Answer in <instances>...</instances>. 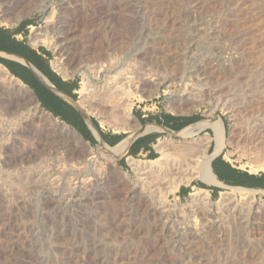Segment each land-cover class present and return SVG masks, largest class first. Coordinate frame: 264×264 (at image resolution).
Returning <instances> with one entry per match:
<instances>
[{"label": "rangeland", "instance_id": "374dc122", "mask_svg": "<svg viewBox=\"0 0 264 264\" xmlns=\"http://www.w3.org/2000/svg\"><path fill=\"white\" fill-rule=\"evenodd\" d=\"M2 1L4 17L44 18L42 44L55 51L59 67L93 79L96 92L85 98L89 103L77 102L87 115L115 119L123 97L159 101L174 113L213 112L216 119L231 120L226 106H234L240 126L258 127L249 140L264 142V0ZM127 71L159 77L162 90L165 80L173 87L158 98L142 99L134 89L122 96L112 86ZM191 76L201 79L195 87L206 89L202 100L189 97L190 86L180 95V84L190 83ZM156 82L144 81L142 88L152 90ZM11 88L8 81L0 85V264H264V209L241 229L238 210L233 216L181 210L175 201L183 185L176 187L175 176L152 175V187L134 167L123 170L110 160L107 148L91 146L77 131L62 132L35 114L26 93L21 103ZM189 138L161 144L172 164L194 167L206 152L209 143ZM249 145L242 149L244 164L258 172L264 168V144ZM200 180L193 179L192 192ZM146 186L149 192L142 190ZM225 193L237 197L236 209L248 197L264 204L255 193ZM187 194L185 187L181 197ZM222 218L231 225L227 222L225 233L211 230L212 221ZM194 221L203 227L202 236L182 229L185 234L177 237L186 227L182 223Z\"/></svg>", "mask_w": 264, "mask_h": 264}, {"label": "crops", "instance_id": "0c3cea01", "mask_svg": "<svg viewBox=\"0 0 264 264\" xmlns=\"http://www.w3.org/2000/svg\"><path fill=\"white\" fill-rule=\"evenodd\" d=\"M5 7L0 11V67L9 76L7 81L16 93L17 101L23 103L26 93L30 109L38 107L41 111L39 114L33 110L35 114L45 118L51 115L69 126L61 117H55L45 108L58 101L61 114L69 115L68 121L80 130L81 134L77 132L81 137L91 146L107 148L119 166L127 171L133 167L131 160H157L160 157L159 148L164 142L190 137L203 145L209 139L206 153L210 157L214 182L207 184L202 179L200 182L209 187L207 191L212 199H219L227 190L233 189L234 192L255 193L257 199L264 201V168L253 172L248 162L244 164L243 156L226 146L227 141L217 151L216 134L210 124H217L223 129L226 139L229 133L227 122L222 126L215 119L209 122V117L204 113H174L164 109L159 101H137L134 97H123L121 106L115 108V119L101 121L87 115L77 105L78 100H83L79 91L84 77L59 68L54 50L45 44H35L30 39L32 28L42 25L41 18L4 17ZM18 83L24 88L19 87ZM57 84L74 86L73 93L78 95V100L58 90ZM85 102L89 103L88 100ZM128 103H133L131 117L126 116ZM185 187L188 189L185 197L192 192V186L183 185L177 192L180 199H183L181 193Z\"/></svg>", "mask_w": 264, "mask_h": 264}, {"label": "bare ground", "instance_id": "6f19581e", "mask_svg": "<svg viewBox=\"0 0 264 264\" xmlns=\"http://www.w3.org/2000/svg\"><path fill=\"white\" fill-rule=\"evenodd\" d=\"M246 3V2H245ZM253 3V1H252ZM259 3V2H258ZM233 4V3H231ZM254 4V3H253ZM63 5V4H62ZM262 5V4H261ZM242 6V5H241ZM247 6V5H246ZM5 7L4 3L2 2V0H0V11H2L1 9ZM237 7V6H236ZM245 8V7H244ZM247 8V7H246ZM184 9V8H182ZM251 9V8H250ZM60 10H62V8H60ZM245 10V9H244ZM248 11V10H247ZM260 10H258L259 12ZM229 12V10H228ZM252 12V11H251ZM250 12V13H251ZM255 12V11H254ZM261 12V11H260ZM238 13V12H237ZM245 14V13H244ZM248 14V13H247ZM253 14V13H252ZM262 14V13H261ZM220 16V15H219ZM224 16V15H223ZM243 17V16H242ZM245 19V17H244ZM247 19V18H246ZM241 21V20H240ZM259 21V20H258ZM261 22V21H260ZM94 24V23H93ZM253 24V23H252ZM251 25V24H250ZM254 26V25H253ZM171 28V27H170ZM176 28V27H175ZM180 28V27H179ZM183 28V27H182ZM246 28V27H245ZM255 28V27H253ZM190 29V28H189ZM240 30V29H239ZM262 30V29H261ZM264 32V31H263ZM253 35V33H252ZM261 35V34H260ZM45 36V33H39L38 37H36V40H34L35 42H40V43H43L45 41V38H43ZM252 40V39H251ZM244 41V40H243ZM252 42V41H251ZM216 43V42H215ZM255 44V43H254ZM250 46V45H249ZM258 46V45H257ZM261 47V46H260ZM175 48V47H174ZM247 48V47H246ZM249 48V47H248ZM256 47H254V50H255ZM243 49V48H242ZM245 49V48H244ZM253 49V48H251ZM250 51V50H249ZM168 52V51H167ZM167 54V53H166ZM179 54V53H178ZM261 54V53H260ZM248 55V54H247ZM262 55V54H261ZM177 56V55H176ZM181 56V55H180ZM263 58L261 59H264V56H262ZM229 58V57H228ZM239 58V57H238ZM220 60V59H219ZM226 60V59H225ZM231 60V59H230ZM247 60V59H246ZM249 60V59H248ZM251 60V59H250ZM256 61V60H255ZM260 61V60H259ZM220 62H222L220 60ZM226 62V61H225ZM257 62V61H256ZM61 62H59L60 64ZM176 66V65H175ZM60 68V67H59ZM175 68V67H174ZM246 70V69H245ZM96 73H99V71H96ZM134 73V72H133ZM132 73V74H133ZM130 72L127 71L126 73L123 74L122 77L118 78V80L114 83V85L112 86V88H114L115 90V93H118L122 96H127V93L129 91V89H134V92L136 94H139L142 99H145V98H151V97H154L156 94L159 93L160 91V84H161V80L160 78H151V77H147V75H144L142 76L141 74H135V76H129ZM203 74V73H202ZM230 76V75H229ZM228 76V77H229ZM83 77H84V82H83V85H82V88L80 89V94L82 96L83 99L87 98L89 95L91 96V93L93 91L96 92V90H94L95 88H93V85H91V83L89 82V78L86 74L83 73ZM220 77V76H219ZM9 76H7V73L5 72V70L3 68L0 67V85H2L3 83L5 84V82L8 80ZM11 80V79H10ZM147 80H150V81H157L153 86H154V89L152 90H149V89H143L142 86L144 83V81H147ZM200 80L201 79H198V76L197 77H193L191 76V78H189V81L190 83H181L180 86L182 87V90H181V96H184V93L186 91H188V88L187 86H190L191 88V91H189V97L191 99H198V98H201L199 95H198V89L197 88H194L196 85H198L200 83ZM224 81V80H223ZM12 82V81H11ZM180 82V81H179ZM262 82V81H261ZM165 83H166V91H169L170 87L172 86V83L169 81V80H165ZM17 84V82H16ZM205 83H203L204 85ZM147 85V84H146ZM195 85V86H194ZM207 85V83H206ZM223 85V84H222ZM225 85V84H224ZM245 85V84H244ZM253 85V84H252ZM255 85V84H254ZM18 86L21 87L22 89L24 88L20 83H18ZM111 86V84H110ZM246 86V85H245ZM205 87V86H204ZM264 87V86H263ZM107 88V87H106ZM208 88V86H207ZM211 88V87H210ZM253 88V87H252ZM100 89V88H98ZM212 89V88H211ZM103 90V89H102ZM105 90H108V89H105ZM227 90V89H226ZM225 90V91H226ZM249 90V89H248ZM254 90V88H253ZM257 90V89H256ZM25 91V90H24ZM196 91V92H195ZM210 91V90H208ZM251 91V89H250ZM249 93H253V92H250ZM27 92V90H26ZM113 92V91H112ZM114 93V92H113ZM187 93V92H186ZM228 93V92H226ZM105 94V93H104ZM221 94V93H220ZM254 94H255V91H254ZM254 94H250L249 97H253ZM257 94V92H256ZM95 95V94H94ZM93 95V97H94ZM111 95V93H110ZM116 95V94H115ZM186 95V94H185ZM213 95V94H212ZM223 95V94H222ZM226 95V94H225ZM241 95V94H240ZM247 95V94H246ZM259 95V94H258ZM80 96V95H79ZM233 96V95H232ZM231 96V97H232ZM236 96V95H235ZM243 96H245L243 94ZM248 96V95H247ZM222 97V96H221ZM225 97V96H224ZM248 97V98H249ZM117 98V97H115ZM124 98H127V97H124ZM255 98V97H253ZM92 99V98H91ZM90 99V100H91ZM230 99V98H228ZM262 99V98H261ZM119 100V99H118ZM123 100V98H122ZM207 100V99H206ZM86 101V99H85ZM83 100V102H85ZM210 101V100H209ZM234 101V100H233ZM247 101V100H246ZM251 101V100H250ZM254 101V100H253ZM82 101H80L81 103ZM120 102V101H119ZM261 102V101H260ZM95 103V102H94ZM125 103V102H124ZM127 103V102H126ZM187 103V102H186ZM229 103V102H227ZM226 103V105H227ZM252 103V102H251ZM185 104V103H184ZM259 104V103H257ZM230 105V104H229ZM246 105V104H244ZM248 105V104H247ZM85 106V104H84ZM133 106V103H128L127 104V115L126 116H129L131 117V114H130V110H131V107ZM233 106V105H232ZM95 107V106H94ZM226 112L227 114H230V117H231V121H232V124H233V128H232V135L233 137H236L237 135H239L236 131L237 129L239 128V120H237L238 116L240 115V111L238 109H233L232 107H229V106H226ZM89 108V107H88ZM113 108V107H112ZM111 108V109H112ZM35 110L36 113H41V111L39 110V108L37 107L36 109H33ZM39 110V111H38ZM94 110V109H93ZM110 112V111H109ZM257 113V112H256ZM45 116V114H44ZM210 116H214V113L211 112L210 113ZM47 118V116H46ZM45 118V119H46ZM219 121L220 124L223 123V120L218 117L217 118ZM215 118V120H217ZM242 119V118H241ZM253 119V118H252ZM47 120V119H46ZM48 120L49 122H52V124H54V126L56 128H58L60 131L62 132H69V133H73L76 134V130H74L73 128H70L68 127L65 123H62V124H59L58 123V120L55 119L53 116L51 115H48ZM261 120V119H260ZM242 123V122H241ZM244 123V122H243ZM258 123V122H257ZM51 124V123H50ZM247 124V123H246ZM211 126L214 127L215 131H216V142H217V151H219L223 144L226 142L225 140V135H224V132L219 128V126L217 124H214V123H211L210 124ZM244 126V125H243ZM78 134V133H77ZM209 139L207 141V144L209 143ZM250 146V145H249ZM260 147V146H259ZM167 148V147H166ZM165 147L163 148L162 146L159 148L160 150V157L155 160V161H152L150 162V165H146L145 162H142V161H138V160H131L132 161V165L135 169V171L142 177V179L144 180H148L147 183L149 185H152L153 187V183H154V179L152 177V175H155V174H163L164 176L166 177H171L172 176H175L173 177L171 180L172 182L173 181H176V187L177 186H180V185H186V186H189L191 184V182L193 181V179L196 177L202 179L205 183L207 184H212L214 182V176L212 174V171H211V165H210V157L209 155L205 152L201 157H200V160L196 163V165L193 167L191 164H187V165H183L181 164L180 162H175V163H171L169 161V154L167 153V149ZM158 149V148H157ZM263 152V151H262ZM259 153V151H258ZM262 156V154H261ZM260 156V157H261ZM116 159V158H115ZM110 160H114V158H110ZM91 161V160H90ZM173 161V160H171ZM88 162V161H87ZM201 162V165H200V170H199V164ZM148 163V162H147ZM88 164V163H87ZM195 168L198 169V171H195ZM193 173L196 174V176H193ZM55 174V173H54ZM53 175V174H52ZM124 177L133 184V186L135 187L136 184H135V180L127 173V172H124ZM56 176V175H55ZM54 178V177H53ZM56 178V177H55ZM54 178V180H55ZM57 179V178H56ZM49 180V179H48ZM51 181L52 180V177H51ZM57 181V180H55ZM58 182V181H57ZM56 183V182H55ZM54 183V184H55ZM119 183V182H118ZM146 183V184H147ZM53 184V183H52ZM57 184V183H56ZM171 184V183H170ZM174 185V184H173ZM55 186V185H54ZM133 187V188H134ZM151 187V188H152ZM172 187V186H171ZM176 187H173V188H176ZM170 189V187H169ZM142 190H146L147 192L150 191V187H147L142 189ZM172 191V190H170ZM247 191V190H246ZM244 203L241 207V209H236L237 208V205H235L236 201H237V197L236 196H231L227 193H223L221 195V197L217 200V202L215 203V205L212 207V202L210 200V194L208 191H205L204 189L202 188H198V190L194 193L191 194V196L189 197L188 199V205H190L193 209H199V208H205L207 209V211L211 212L212 213H215L216 211L220 210L222 211L223 213H226V214H229V215H232L235 213L236 210H238L239 214L242 216V222H241V225L239 226L240 229L241 228H244V227H247L248 226V222H251V217L256 215L257 213H259L260 210H263L264 209V204L261 205V206H257L256 205V202H255V199L253 197H248V198H244L243 199ZM240 204V203H239ZM216 207V208H214ZM214 208V209H213ZM209 209V210H208ZM193 212V210L191 211ZM164 214V213H163ZM217 214V213H216ZM215 216V215H214ZM233 216V215H232ZM235 216V215H234ZM228 217V216H227ZM188 219V218H187ZM254 219V218H252ZM250 220V221H249ZM235 221V220H234ZM195 224H191V222L189 223H182V225H186V227H182L181 228V231L178 232V236L177 237H181L182 235L185 234V231H182V229L184 230H187V231H193V229L195 230V234L197 236H202L203 235V231L201 232L202 228L203 227H200L198 228V223H196V221H194ZM207 222V221H206ZM227 221H225L223 218L222 220H216V221H212V224L210 225V229L211 230H216V231H222L224 230V233H225V228L227 226ZM233 222V221H232ZM229 225H230V222H228ZM255 223V222H254ZM251 224V223H250ZM245 225V226H244ZM203 226V225H202ZM231 226V225H230ZM244 226V227H243ZM238 227V226H237ZM252 227V226H251ZM209 228V227H208ZM236 228V227H235ZM255 229V228H254ZM251 230V229H250ZM186 231V232H187ZM214 232V231H213ZM254 232V231H253ZM222 233V232H221ZM259 233V232H258ZM229 238V236H228ZM185 239V238H184ZM235 239V238H234ZM241 239V238H240ZM214 240V239H213ZM232 240V239H231ZM213 242V241H212ZM190 243V242H189ZM235 243V242H234ZM190 245V244H189ZM199 247V246H198ZM215 250V249H214ZM232 262V261H231ZM255 264V263H254Z\"/></svg>", "mask_w": 264, "mask_h": 264}, {"label": "built area", "instance_id": "2783aa9c", "mask_svg": "<svg viewBox=\"0 0 264 264\" xmlns=\"http://www.w3.org/2000/svg\"><path fill=\"white\" fill-rule=\"evenodd\" d=\"M46 21H45V19L44 18H41V23H45ZM42 28V25H39V26H35V27H33L32 28V30H31V37H30V39H31V41L33 42V43H40V42H34V40H36V37H38V35H39V33H41L40 32V29ZM40 44H42V43H40ZM55 52V51H54ZM55 55H56V53H55ZM56 60H58V57H57V55H56ZM190 82V81H189ZM173 84V83H172ZM189 84V83H188ZM165 85H166V83H165ZM167 86V85H166ZM173 86H171L170 87V90H171V88H172ZM194 88H197L198 89V95L201 97L200 99L202 100L204 97H205V95H207V92L205 91L206 89H200V88H198V87H194ZM196 92V91H195ZM164 94V96H166V94H168V92L166 91V87H165V89L164 90H162L161 88H160V91H159V93H158V95L160 96L161 94ZM209 95V94H208ZM156 98H158L157 96H155ZM203 103V102H202ZM207 111V110H206ZM205 111V112H206ZM204 115H206L207 117H209V119H210V121L209 122H211V121H213L217 116H216V113L214 114V116H210V115H208V114H205L204 113ZM220 117V116H219ZM222 120H223V123H224V125H225V122H227L228 124H229V133H228V137L226 138L227 140H228V143L226 144V146L228 145L229 147H231L232 148V150L236 153V154H238V155H243V153H242V149H244L248 144H250V145H254V146H261L262 144H264V142H263V140H260V141H258L257 139H254L253 141H254V143L251 141V140H249V138H251V136H250V133L252 132V131H256L257 130V128L258 127H255V126H250V124L247 126V127H242V126H240V123H239V128L237 129V132H238V134L239 135H237L236 137H233V135H232V121L229 119V118H226V119H223L222 117H220ZM211 128L214 130V132H215V134H216V131H215V129H214V127L213 126H211ZM263 142V143H262ZM263 158V160H264V154H263V156H262ZM244 159H246V157H243ZM192 193H194V192H191L188 196H186L184 199H180L179 197H177V200L175 201V206L177 207V208H180L181 210L183 209V210H187V211H189L190 213H195V212H197V211H199V210H205V208H199V209H193L190 205H188V199H189V197L191 196V194ZM210 200H211V202H212V207L215 205V203L216 202H214L213 201V199H212V197H211V195H210ZM193 210V212H191Z\"/></svg>", "mask_w": 264, "mask_h": 264}, {"label": "trees", "instance_id": "16d2710c", "mask_svg": "<svg viewBox=\"0 0 264 264\" xmlns=\"http://www.w3.org/2000/svg\"><path fill=\"white\" fill-rule=\"evenodd\" d=\"M56 87L58 88V90L64 92L67 95H69L75 101L78 100V95L75 94V93H73L74 86H68L67 84L66 85L57 84ZM60 105L61 104H59L58 101H56V104L55 105L49 104V105L45 106V108L47 110H49L51 113H53L55 117H61L69 126H72L76 131H78L81 134L80 130L76 126L72 125L70 123V121H68L69 115H65V114L62 115L61 114L60 107H59ZM93 123H94V126L96 128H98V125L96 124V121L95 120H93ZM195 186H198V187L203 188V189H209V187L206 184H204V183H197V184H195Z\"/></svg>", "mask_w": 264, "mask_h": 264}, {"label": "water", "instance_id": "95a60500", "mask_svg": "<svg viewBox=\"0 0 264 264\" xmlns=\"http://www.w3.org/2000/svg\"><path fill=\"white\" fill-rule=\"evenodd\" d=\"M92 125H93V123L92 122H90Z\"/></svg>", "mask_w": 264, "mask_h": 264}]
</instances>
